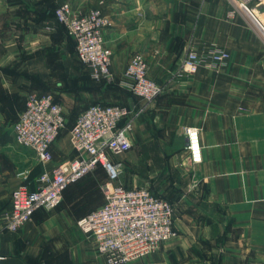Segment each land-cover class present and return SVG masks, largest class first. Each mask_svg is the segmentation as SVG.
Wrapping results in <instances>:
<instances>
[{
    "label": "crops",
    "instance_id": "obj_1",
    "mask_svg": "<svg viewBox=\"0 0 264 264\" xmlns=\"http://www.w3.org/2000/svg\"><path fill=\"white\" fill-rule=\"evenodd\" d=\"M61 2L109 18L102 34L117 95H101L105 88L77 58L53 14ZM211 45L228 51L224 67L180 72L190 46ZM136 52L162 88L149 102L124 84ZM29 94H50L65 113L96 100L130 110L132 148L110 158H127L119 174L125 186H147L173 202L177 233L130 264H264V0H0V126L18 118ZM190 125L199 128L198 164L185 150L182 128ZM68 149L73 157L69 136ZM50 151L43 165L16 143L11 127L0 130V220L14 188L24 182L35 190L45 168L62 161ZM34 163L41 168L33 170ZM101 175L100 168L84 175L54 209L38 208L17 231L3 230L0 264H106L77 226L103 202ZM203 241L213 257L192 251Z\"/></svg>",
    "mask_w": 264,
    "mask_h": 264
},
{
    "label": "built area",
    "instance_id": "obj_2",
    "mask_svg": "<svg viewBox=\"0 0 264 264\" xmlns=\"http://www.w3.org/2000/svg\"><path fill=\"white\" fill-rule=\"evenodd\" d=\"M53 14L74 40L76 55L91 78L111 80V51L104 45L102 34L110 25L109 18L97 8L74 12L67 2L59 3ZM228 57V51L216 45L201 51L190 46L179 70L194 74L201 67L220 69ZM123 76L130 92L144 101H152L162 91L148 76V64L140 52L131 55ZM129 116L126 106L89 104L69 130L75 155L51 169L45 168L37 179L35 190H29L23 182L11 191V208L0 220V233L17 231L38 208L54 209L69 184L101 165L107 173V180L101 185L103 202L80 217L77 226L93 238L95 249L106 264H130L174 236L175 205L154 195L147 186H125L119 180L121 164L110 158V155H120L132 148ZM65 123L62 106L50 94H29L12 131L17 144L30 148L36 160L45 165L52 159L51 145ZM182 131L189 160L198 164L202 160L199 128L184 126ZM19 175L25 179L27 172Z\"/></svg>",
    "mask_w": 264,
    "mask_h": 264
},
{
    "label": "rangeland",
    "instance_id": "obj_3",
    "mask_svg": "<svg viewBox=\"0 0 264 264\" xmlns=\"http://www.w3.org/2000/svg\"><path fill=\"white\" fill-rule=\"evenodd\" d=\"M92 80H94V79H92ZM94 82H95V84L97 86L100 85L102 87L101 90L103 88H105L101 92V95L104 94V95H108V96H115V95H117V92H120V90H118L114 86V84H112V80L111 81H108L110 83H108L106 81H101V80H95ZM95 102H98V101L96 100ZM77 113L78 112H76V111L75 112L72 111V112L65 113V116L67 118L66 119V123H65L64 127L60 130V132H59L56 140L52 144V153H53V158L54 159H60V160L63 161V160L68 159L69 157H71V152L68 149V136H69V130H70V127H71V125L73 123V120L78 115ZM14 122H12L10 126H8L7 124H5V125L2 124L0 126V130H9L10 127L12 129V125H13ZM121 157H122V159L121 158H117V159L113 160V161H117V162H119L121 164L120 172L123 169L124 161H127L126 160L127 159L126 157H124V156H121ZM40 168L41 167H40L39 163H34L33 170H36V169L38 170ZM97 168H100L102 170V175L101 176L103 177V182H105L107 180V175H106L105 170L103 168L99 167V166ZM97 168H95L92 172H90V174L95 173V171H96ZM175 208H176V206H175ZM174 231H175V229H174ZM176 236H177V233L175 232V235L172 236L167 241L175 238ZM161 246H162V244H161ZM161 246L157 250H154V251H152L150 253H147V254H151V253L157 252L161 248ZM192 251L194 253H196L198 256L203 257V258L213 257V252H211V250L208 248V245H207V242L206 241H203L202 247H200L199 249H194ZM144 256H142V257H144ZM177 264H183V260L180 259Z\"/></svg>",
    "mask_w": 264,
    "mask_h": 264
},
{
    "label": "trees",
    "instance_id": "obj_4",
    "mask_svg": "<svg viewBox=\"0 0 264 264\" xmlns=\"http://www.w3.org/2000/svg\"><path fill=\"white\" fill-rule=\"evenodd\" d=\"M61 25H62V24H61ZM62 26H63V25H62ZM63 28H64V26H63ZM64 29H65V28H64ZM65 32H66V31H65ZM71 39H72V38H71ZM77 58H78V57H77ZM79 61H80V60H79ZM87 72H88V70H87ZM88 74H89V72H88ZM89 76H90V75H89ZM93 103H94V102H93ZM93 103H89V104H93ZM95 103H100V102H95ZM89 104H88V105H89ZM101 104H109V103H101ZM24 105H25V104H24ZM88 105L84 106L83 109L78 113V115H79V114H80V113H81V112H82V111H83ZM78 115H77V116H78ZM77 116L75 117V119L77 118ZM66 119H67V118H66ZM75 119L73 120V123H74ZM73 123H72V125H73ZM72 125H71V126H72ZM70 128H71V127H70ZM51 146H52V145H51ZM98 166H101V165H98ZM98 166H97V167H98ZM97 167H96V168H97ZM102 168H103V167H102ZM103 169H104V168H103ZM104 170H105V169H104ZM105 172H106V171H105ZM88 174H89V173H88ZM106 175H107V173H106ZM172 203H173V202H172Z\"/></svg>",
    "mask_w": 264,
    "mask_h": 264
}]
</instances>
